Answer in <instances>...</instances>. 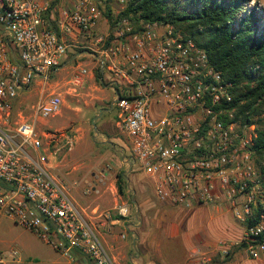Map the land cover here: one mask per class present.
I'll list each match as a JSON object with an SVG mask.
<instances>
[{"label": "built area", "instance_id": "obj_1", "mask_svg": "<svg viewBox=\"0 0 264 264\" xmlns=\"http://www.w3.org/2000/svg\"><path fill=\"white\" fill-rule=\"evenodd\" d=\"M100 17L94 0H0V214L69 264L117 262L53 173L56 153L43 145L38 125L61 113V97L44 94L73 45L70 37L91 40ZM92 51L101 80L116 94L113 108L132 155L126 163L153 181L159 202L185 210L227 205L246 226L235 245L264 261V170L252 149L255 125L236 121L234 85L170 24L119 18L107 47ZM87 74L81 67L73 83ZM37 87L26 116L21 99ZM233 245L219 243L224 257Z\"/></svg>", "mask_w": 264, "mask_h": 264}, {"label": "rangeland", "instance_id": "obj_2", "mask_svg": "<svg viewBox=\"0 0 264 264\" xmlns=\"http://www.w3.org/2000/svg\"><path fill=\"white\" fill-rule=\"evenodd\" d=\"M129 1L94 0L101 11L99 21L102 22L100 21L93 30L91 40L84 41L83 39L82 43H78L73 50L69 51L56 78L48 83L44 96L47 97L51 93L58 94L62 99L61 113L38 125L43 145L50 153H56L52 164L53 173L63 181L77 204L80 203L82 196H87L83 210L100 229L101 233H104L101 228H104L102 223L105 220L103 217L101 221V211H110L111 217H122L129 220L136 212L135 201H137V197L135 191L139 190L141 184L145 185V195L154 197L153 181L139 172L138 166L131 167L126 163V160L130 159L132 155L127 139L118 126L117 110L113 108L110 111L100 113L101 110L111 108L116 94L111 88H104L106 84L101 80L103 76L100 72L99 63L92 56L94 54L92 50L106 48L108 42L112 40L114 22L120 18V13L125 10ZM255 4L258 5L260 13H262L261 24L264 26V0H249L247 7L250 9ZM104 20L107 22L105 23ZM101 38L103 40L99 41ZM91 53L93 54L91 55ZM76 55L80 58H75ZM79 65L87 69L88 74L83 77L81 84L76 85L73 83V79L76 72L81 68H77ZM98 74H100V78ZM106 78H108L107 75ZM40 90L37 87L32 94L22 97L23 104L19 110L23 111L26 116L30 113L28 108L39 98ZM93 122L96 124V130L93 127ZM96 132H98V136H96ZM101 133H104V138L107 140L106 144H101ZM67 138L72 140L70 150L66 146ZM255 161L264 168V159L260 160L255 156ZM118 174H123L126 179L124 195H120L117 188ZM99 178H102L103 182H100ZM104 194V197H108L107 200L109 201H106L105 204L100 199V195ZM100 200L103 205L101 208L99 207ZM223 206L229 211L228 206L222 202L210 207ZM120 208H127L126 216L120 215ZM211 213V217H217L219 214L213 209H211ZM225 218L231 224L239 227L232 234L233 239L220 238L217 245L219 247L221 241H227L229 244H234L232 248L236 249L239 245L235 244L241 242L246 226L241 224L232 213L226 214ZM209 219L207 215L203 222L209 225ZM134 223L136 224L137 221ZM213 227L214 230H219L217 222L211 226L212 229ZM124 235L126 236L124 240L128 239L130 243L133 242V237L129 233H124ZM13 252H16L14 259L12 258ZM128 253H133V250L130 248ZM0 256L4 258V264H69L65 257L1 214ZM216 257L219 261L226 260V257L220 254ZM126 262V259L121 260V264ZM232 264L248 263L243 256H237Z\"/></svg>", "mask_w": 264, "mask_h": 264}, {"label": "trees", "instance_id": "obj_3", "mask_svg": "<svg viewBox=\"0 0 264 264\" xmlns=\"http://www.w3.org/2000/svg\"><path fill=\"white\" fill-rule=\"evenodd\" d=\"M249 0H130L120 18L165 23L203 49L209 63L234 85L236 121L256 125L253 151L264 159V26L257 4ZM111 21V20H109ZM100 78V74H98ZM261 168L264 170L263 166ZM120 195L126 179L117 176ZM128 189V188H127ZM122 218V217H121ZM258 219L250 222L255 225ZM264 236V235H263ZM231 248L225 262L244 250Z\"/></svg>", "mask_w": 264, "mask_h": 264}, {"label": "crops", "instance_id": "obj_4", "mask_svg": "<svg viewBox=\"0 0 264 264\" xmlns=\"http://www.w3.org/2000/svg\"><path fill=\"white\" fill-rule=\"evenodd\" d=\"M104 21L107 22V20ZM83 39L77 35L70 37V42H73V45L71 44L67 53L73 50L76 44L82 43ZM84 41L86 40L84 39ZM74 57L80 58L78 55ZM79 67L81 65L77 68ZM104 88H108V86H104ZM101 135V144H106L104 133ZM99 181L103 182L102 178H99ZM144 187L145 185L141 184L139 190L135 191L136 212L129 220L111 217L110 211H101V221L103 217L105 219L102 223L104 228L101 230L104 233H101V239L117 264H121L122 259L127 260L125 264H232L237 256H243L248 264H264V261L248 259L244 250L236 253L228 262L217 259L216 256L222 255L217 241L220 238L233 239L232 234L239 227L231 224L225 218L226 214L231 213L226 207H195L185 210L159 202L155 194H153V198L146 196ZM104 196L105 194L100 195V199L105 204L108 197ZM81 198L78 206L82 211H85L83 207L87 196L84 195ZM101 200L100 208L103 207ZM211 209L219 213L217 217H211ZM207 215L210 218L209 225L214 226V223L217 222L219 230H214V227L212 229L211 226L208 227V223L203 222ZM124 233H129L133 237L132 243L128 239H122L121 235ZM130 248L133 253H128Z\"/></svg>", "mask_w": 264, "mask_h": 264}, {"label": "water", "instance_id": "obj_5", "mask_svg": "<svg viewBox=\"0 0 264 264\" xmlns=\"http://www.w3.org/2000/svg\"><path fill=\"white\" fill-rule=\"evenodd\" d=\"M114 105H115V101L112 102V104H111V108H110V109L101 110L100 113L102 114L104 111H110V110H112L113 107H114ZM93 127H94V129L96 130V124H95V122H93ZM96 136H98V132H96Z\"/></svg>", "mask_w": 264, "mask_h": 264}]
</instances>
